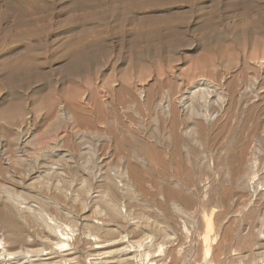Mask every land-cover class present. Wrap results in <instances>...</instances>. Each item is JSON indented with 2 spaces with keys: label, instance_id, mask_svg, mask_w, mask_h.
<instances>
[{
  "label": "rangeland",
  "instance_id": "374dc122",
  "mask_svg": "<svg viewBox=\"0 0 264 264\" xmlns=\"http://www.w3.org/2000/svg\"><path fill=\"white\" fill-rule=\"evenodd\" d=\"M197 80L207 81L214 90L213 95L222 90L230 92L227 97L231 94L220 110L216 107H213L214 111L211 107L209 110L202 106L196 108L198 119L186 113L189 109L181 102L186 89ZM164 95L171 97L169 114L173 117L162 115L161 110L155 112V105ZM215 97H211V101ZM208 111L214 112V117H210ZM170 121L173 125L175 122L174 127L179 130L174 128L175 137L170 132ZM262 125L264 0H0V165L5 177L0 179H6L5 182L14 185L18 192L25 193L23 195L33 204H43L45 209L53 212L52 203L57 202L61 210L72 212L80 220L91 216L94 206L102 203L94 199L97 201L91 202L93 208L90 203V209L86 211L81 210L83 206L78 203L88 193L100 195L106 184L88 174L86 169L91 164L86 166L84 163L91 157L80 158L78 151L108 146L107 136L111 132L124 139L130 137L125 139L128 151L130 145L135 144L134 149H139L145 143L156 146L164 156L169 149V152L174 150L176 159L174 156L173 159L183 160L182 165L186 160L181 152L186 149L183 153L190 154L192 162L186 161L184 165L191 173V181L185 178L180 181L179 186L183 185L181 193L177 192L171 179V182L166 179L163 184L168 191H176L175 198L184 204V209L187 207L185 216L173 214L169 228L179 238L178 243L180 240L181 246L185 245L184 252L190 250L188 253L192 255L185 254L189 264H264V241L260 242L256 236V233L264 235V227L257 225L252 229L253 233L249 232L240 220L246 210L232 208L229 199L219 196L222 188L234 180V164L229 162V168L233 167L229 169L230 175H226L224 158L231 160L239 137L249 128L253 127L254 131ZM177 137L183 145L177 146ZM206 145L213 159L222 161L213 168L210 183L204 180V171L197 161ZM18 147L25 150L23 157H17ZM48 148L69 151L72 159L66 162L56 155H32L36 149ZM2 151L8 156L1 157ZM104 158L103 164L111 162L109 157ZM57 159L61 164L55 162ZM54 162L58 163V169L66 179L61 174L48 176L47 169ZM81 177L88 180L86 193L81 187ZM152 178L144 184L147 191H154L161 184L155 176L153 179L157 182L153 184ZM41 182L48 185L41 186ZM187 183L190 185L186 186ZM153 186L154 190L151 189ZM203 189L210 192V206H204L202 202ZM69 192L72 198L64 196ZM140 194L133 201L127 194L119 199L128 204L133 215L156 218L159 213L155 201L148 194ZM251 200L256 202L254 197ZM260 202L264 203V200ZM213 204H217L216 207ZM0 212L2 217L5 210L2 208ZM209 221L211 228H205ZM115 225L112 222L109 228ZM18 227L25 232L31 230L28 226ZM149 230L158 237L154 228ZM250 234L255 237L251 239ZM114 235L106 237L116 239ZM243 241L248 245L243 246ZM205 244L211 245L210 248L213 246L209 257L204 254ZM175 245H164V252L171 247L172 251L175 249L182 254V247ZM159 252L156 248L154 254ZM213 253L218 255L217 258L216 255L212 258ZM81 254L85 262L84 252ZM242 256L245 257L242 259Z\"/></svg>",
  "mask_w": 264,
  "mask_h": 264
},
{
  "label": "bare ground",
  "instance_id": "6f19581e",
  "mask_svg": "<svg viewBox=\"0 0 264 264\" xmlns=\"http://www.w3.org/2000/svg\"><path fill=\"white\" fill-rule=\"evenodd\" d=\"M206 82H203L201 80H197L195 82L193 81L189 85V87L186 89L185 93L182 95V98H181V102H183V104L186 105V107L189 109L188 112H186V111L185 112L192 114L194 117H197V119L199 117V112H198V114L196 113V108L198 109V107L199 108L205 107V109L209 110V107H211L210 109L214 111L215 110L214 108L216 107V108H218V110H220L225 105V102L227 101L226 98L229 97V99H230V96H231V94H230V96L227 97V94L229 95V93H230V92H228L229 90L227 91L228 93H226V91L222 90L218 94H215V95H217L218 98L215 97V95L212 94V93H214L213 92L214 90H211V88H212L211 85L209 83H206ZM251 92H252V90H251ZM212 95L215 97V100H216L215 101L213 99V101H215L214 103H213V101H211V97H213ZM95 97L96 96H94V98H93L94 101H96ZM170 98L171 97L164 95L157 102V104L154 103V104H156L155 105V112L157 110L158 111L161 110L163 113L162 115L168 117L169 112H171L170 111V106H171V99ZM119 99H121V98H119ZM217 99H219V100H217ZM94 101H93V103H95ZM110 103H112V102H110ZM200 106H202V107H200ZM96 108H97V106H96ZM98 108H99V105H98ZM145 108H146V106H145ZM148 108L146 110H149ZM182 108H183V106H182ZM99 109H102V107ZM224 109H226V108H224ZM210 112L211 111H208L209 116L214 117L215 113L214 112L210 113ZM224 112L228 113L226 110ZM95 113H97V112H95ZM68 115H69V113H68ZM158 115H159V112H158ZM171 117H173V116H171ZM207 118H209V117H207ZM225 118H227V117H225ZM228 118H229V116H228ZM171 119L173 120V118H171ZM212 119H211V121H212ZM174 120H175V117H174ZM186 120L187 119H185V121ZM226 120H228V119H226ZM172 122L170 121L171 126L169 125V127H171V130L168 127L167 128L170 130L171 134H174L175 133L174 130L176 129V131H177V128L174 127L175 122H174V125ZM122 127H124V129H125V126H122ZM252 128H249L247 130L246 134H243L241 137H239L240 141H239L238 146H236V145H235V147L233 146L234 148H236V147L237 148H236V151L234 150L235 153L233 152L234 155L233 156L231 155V157H232L231 160L229 159V161H228V158L223 157L224 162H226L225 165L227 164V168L225 170L226 175H227V173L228 174L230 173L229 169H231L233 167L232 166L231 168H229V164H231L229 162L232 161V163L234 164V170L231 169L233 171L234 180L231 182L229 181L228 182L229 186L226 188H222L221 193H219L220 198H225V199L227 198L231 201L230 204H231L232 208H236L239 210H246L245 215L240 220H241V222L244 223L245 229H248L249 232H250V230L252 232V229L256 228L257 225L264 227V203L260 202L261 200H264V125H262V127L260 129H255L254 131L252 130ZM112 131H113V129H112ZM121 131H123V130H121ZM115 132H116V129H115ZM128 132L129 131H127V133ZM182 132H184V131H182ZM127 133H122V134L124 135ZM179 133H181V132H179ZM186 134H187V132L185 133V137H187V135H189V134H187V135ZM128 136H130V135H128ZM128 136H126V137H128ZM168 136H167V141H169ZM173 136L175 137V134ZM177 136L179 137L180 135L177 134ZM169 137H171V136H169ZM128 138H130V137H128ZM128 138H125V139L128 140ZM125 139L123 138L122 135L118 136L114 132L113 133L111 132L107 136V142L109 143L108 146H104V145H106V144H104L103 146H100L101 148H95L96 146L93 144L95 146L94 149H89L90 147H88V148H83L81 151H78V155H80V158H82L86 155L87 156L89 155V157H91L90 158L92 160V161L90 160L91 162L89 160H87V162L84 163V161H83V163L86 164V166H87V164L88 165L91 164V166H88L90 168H87L84 166L85 168H87L86 170H88V172H89V173L88 172L87 173L90 174L92 178H95L96 181H104L106 184L103 191L100 189L102 191L100 193V195H92V194L88 193L87 195H85L83 200H81L83 198V196L81 197V199H79V200H81V203H78V204H80V205L82 204L81 206H83V207L81 210L85 209V211H86V209H90L89 208L90 203L92 201H94V199H98L100 201V203H102L101 206H99L100 204L98 205V207L94 206L95 207L94 210H92L90 213L91 216L88 215L89 217H83L81 220L77 216L72 214V212H66L64 210H61L59 208V206H58L59 204L57 202L52 203L53 207H54L53 212H50L51 210L49 211L48 209H45L43 204L40 205V203H39V205H36L38 203H36V204L31 203L30 198L28 200L27 199L28 197L23 195L25 193L18 192L14 185H12L11 183L9 184V183L5 182L6 179L4 181H2V179H0V205L5 210L3 216L2 217L0 216V264H189V260L185 254L189 255L188 252H190V250L187 253L184 252L183 247H185V245L182 247L181 246L182 242L180 243V240L178 243L179 238L176 237V235L173 233V231L169 228V226H170L169 222L171 219H173L171 217H173L174 213L178 214L182 217L183 215L185 216L186 211H187V210H185V209H187V207L184 209V207H183L184 204L181 203L180 201H178L177 200L178 197L175 198L174 195L177 194L175 189H177V192L180 191V193L182 191L183 185L181 186L182 188L179 186L180 181H182L184 178H185V180H190L189 177L191 176V173H190L187 165H184L185 164L184 162H186V161L192 162L189 160L190 154L188 155V153H186V152L183 153L186 149L183 150V152H181L183 157L186 160L183 162V165H182V164H180L183 161L182 159H181L182 161L179 160L181 162H178L177 160L175 161L176 152L174 153V155H175L174 156L173 155L174 150L171 152H169L170 149L168 150V153L166 154L168 158L166 159V155L165 156L163 155L164 152L162 153L161 151H159L155 148L156 146L155 147L149 146L147 143H145V144L148 146L145 145L143 148L141 146L139 147V149L142 148L140 151L138 148L134 149L133 146H135V144H133L132 146L130 145V144H132V139H131L130 140L131 142L129 144L130 145L129 147L131 149L128 151V149L125 148V146L128 145V142ZM170 139L172 140V138H170ZM179 139L180 138H178V142H179ZM173 140H175V139H173ZM181 142H183V141H181ZM176 143H177V141H176ZM180 144L181 143L179 142V144H177V146ZM181 145H183V144H181ZM177 146H175L176 149H179V148H177ZM180 147L184 149L183 146H180ZM206 147H207V145L205 147L204 146L202 147V150L199 154L197 161H198V164L200 165V167L202 168V170L204 171V177H205L204 180H206L208 182L210 180V177H212L211 172H212L213 168L216 167L217 164H218V166H219V164L221 165L222 161L221 162H220V160L217 161V159L214 160L215 158L213 159V156H212L213 154L209 153L210 151L207 150L208 147L207 148ZM230 150H233V148ZM16 152H17L18 158L23 157L25 154V150H23L22 148H19V147L16 150ZM32 153L31 154L33 156L36 155L35 157L45 156V155H50V156L56 155V157H59L60 159L64 158L65 161L66 160L69 161L72 159V153L71 152H69V151L61 152L59 150H55V148H50V149L48 148V150L36 149ZM228 153H229V151H228ZM226 154H227V152H226ZM3 155H7V153L2 151L1 157ZM10 155H12V154H10ZM106 156L111 159V162H107L106 164L105 163L103 164V161L105 159L104 157H106ZM173 156L175 157V159H173ZM214 157H215V155H214ZM217 157H218V154H217ZM227 157H228V155H227ZM110 159H107V160H110ZM177 159H179L178 156H177ZM196 159H194V160H196ZM218 159H219V157H218ZM56 161L59 163L58 159L55 160V162ZM55 162H54V165L51 163L50 164L51 167H49L47 169L48 176H50V175L51 176H53V175L58 176V174H61L59 171L60 168L58 169V165H57L58 163L56 164ZM59 164H61V163H59ZM81 165H82V162H81ZM5 172H6V170H5ZM183 173H185V175ZM3 174H4V168H2L0 165V177L3 176ZM61 175H63V174H61ZM154 176L158 177V180L161 182V184H160V186H157L159 188L156 187L155 190L153 189L154 188V186H153L151 189H153L154 191H151V190L147 191L145 189L146 186L144 184L147 181L149 182V180H151L152 177L154 178ZM65 177L66 176H64L63 178H65ZM63 178H61V179L63 180ZM85 179L86 178H84V179L82 178V180H81L82 181L81 187H82V190H84V193H86L87 186H89V185H87L88 180L86 181ZM166 179L169 181L171 179L172 183L175 184L174 185L175 189L173 191H175L176 194L174 192H171L172 190L168 191L167 189H165L166 184H163V183H164V181H166ZM153 180L154 181H152V182H153V184H155L157 182V180H156V182H155V179H153ZM201 180H203V179H201ZM58 182H62V181H58ZM183 183H184V181H183ZM209 183H210V181H209ZM42 184H44V183L41 182V186H42ZM187 184L188 185H186V186L190 185V183H187ZM47 185H45V186H47ZM61 185H63V184H61ZM170 186H168V187H170ZM56 188H58V187L56 186ZM207 189H205V190L203 189L204 192L202 193V202H203L204 206H207V205L210 206V204H211L210 192ZM217 189H220V188H217ZM56 190H58V189H56ZM82 190H80V191L83 193ZM98 190H97V192H98ZM59 191H60V189H59ZM60 192L62 193V190ZM71 193H74V192L71 191ZM71 193L70 192L65 193L64 196L69 195V197L72 198ZM140 193L150 195L152 200L155 201V204H156L155 206H157L156 212H157V214L159 213L156 216V218L154 217V219H150L149 217H147L143 214H141V215L139 214V216L138 215L136 216L134 214L135 215L134 216L133 212L130 209V207L128 206V204H126L124 201L119 199V197L126 196V194H127V197H129L133 201L134 199H136V197ZM75 194H77V193H75ZM217 194L218 193L216 192V195ZM182 195H183V192H182ZM140 196H141V194H140ZM62 197H63V195H62ZM79 197L80 196H78V198ZM252 197L255 198L256 202H252V200H251ZM182 200L185 201V198ZM220 200L223 201V199H220ZM55 201H57V200H55ZM95 201H97V200H95ZM95 201L92 203H95ZM92 203H91V207L93 208ZM169 204L171 205L170 207L172 208V214H171V211H169ZM182 204H183V206H182ZM224 204H222V205H224ZM213 205H215V207H216L217 204H213ZM219 206H220V204L218 205V207ZM2 208H0V209L2 210ZM226 208H227V206H226ZM228 209H227V211H228ZM224 210H225V208H224ZM2 212H0V214ZM81 212H83V211H81ZM225 212H226V210H225ZM232 214H233V212H232ZM238 214H239V212H238ZM210 215H212V214L210 213ZM186 217H189V215ZM159 219H161V221H159ZM163 219H167V220H163ZM209 220H211V219H209ZM211 221H209L207 223L205 228H207V227L211 228V226H212ZM112 222H114L116 225L114 228H109V224ZM171 222H173V221H171ZM22 225L30 227L31 230L28 232H25L22 229H19L18 226H22ZM149 228L150 229L154 228L155 231H157L156 235L158 237L153 236V234H151V231L149 230ZM227 228H228V226H227ZM227 228H225V229L230 231ZM245 229H243V230H245ZM257 230H258V227H257ZM137 231H138V233H137ZM259 232H260V230L258 231V233ZM225 233H227V232L224 231V234ZM244 233H246V232H244ZM109 234L110 235L115 234L116 236L115 235L114 236L116 237V239H108L106 236ZM222 234H223V232H222ZM230 236H231V234H230ZM230 236H228V237H230ZM238 236H240V235H238ZM245 236H247V235H245ZM250 236H251V234H250ZM252 236H254V235H252ZM252 236H251V239H252ZM256 236H258V238H259L258 240L260 242L264 241V235L263 234L257 235V233H256ZM207 237H209V236H207ZM223 237H225V235L222 236V238ZM234 237H235V235H234ZM254 237H253V239H254ZM237 239H235V240H237ZM243 239L245 240V238H243ZM214 241L215 240H213V242ZM228 241H229V239H228ZM219 242L220 241H218L217 244H219ZM243 242H244V244H243V246H244L246 242L245 241H243ZM226 243H227V241H226ZM209 244H210V242H209ZM164 245H166V246L167 245L168 246L175 245L178 247L181 246L184 254H183V252H182V254H180L178 251H175V249H173V251H172L171 247H169L171 250L170 249L165 250V252H164V249H163ZM232 245H234V244H232ZM210 246H208V245L204 246L205 247L204 248L205 256H208V257L211 256V253H212L211 248L213 246L211 248H210ZM215 247H217V245ZM230 247H231V245H230ZM236 247H237V245H236ZM156 248L158 249V252L160 251L162 254H159L160 253L159 252L158 254L155 255L154 251ZM244 250H245V247H244ZM82 251L85 254V256H84L85 262H83V260H82V256H81ZM216 251L218 252V250H216ZM220 251H221V249H220ZM228 251L229 250H227V252ZM217 252H216V254H217ZM224 252H226V249L224 250ZM214 253L212 254L213 259L217 258V256H218ZM222 253H223V251H222ZM190 255H192V254H190ZM223 255H224V253H223ZM214 256H215V258H214ZM247 256H246V258H247ZM243 257H245V256H242L241 258L243 259ZM208 260H211V259L208 258ZM219 263H220V261H219Z\"/></svg>",
  "mask_w": 264,
  "mask_h": 264
}]
</instances>
